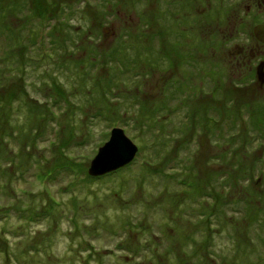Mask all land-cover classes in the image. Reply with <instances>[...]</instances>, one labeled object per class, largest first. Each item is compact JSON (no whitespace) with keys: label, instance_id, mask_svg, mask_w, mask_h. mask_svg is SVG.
I'll return each mask as SVG.
<instances>
[{"label":"rangeland","instance_id":"rangeland-1","mask_svg":"<svg viewBox=\"0 0 264 264\" xmlns=\"http://www.w3.org/2000/svg\"><path fill=\"white\" fill-rule=\"evenodd\" d=\"M262 22L264 0H0V159L29 168L0 212L38 216L0 220V264H264ZM117 127L140 155L92 182Z\"/></svg>","mask_w":264,"mask_h":264},{"label":"trees","instance_id":"trees-1","mask_svg":"<svg viewBox=\"0 0 264 264\" xmlns=\"http://www.w3.org/2000/svg\"><path fill=\"white\" fill-rule=\"evenodd\" d=\"M263 23V22H262ZM258 24H261V23H258ZM257 25V24H256ZM42 49V48H41ZM46 52H47V50H45ZM50 52H53V47L49 50ZM59 53H61V52H59ZM49 56L50 57H48V59L49 58H51V60H50V62H48L47 63V65H42L38 70H37V72H41V74L39 75V77L40 78H43V79H45L44 77H43V75L42 74H44L45 76H48V75H50L53 71H55V70H58L57 72L58 73H62L61 71H66V69L65 68H62L61 69V71H60V69L58 68V65L57 64H59V59L58 60H56L55 58H52L53 56L51 55V54H49ZM52 56V57H51ZM37 58V57H36ZM29 63H28V66H27V68H26V70H22V73H21V75H23L24 76V74H25V76H24V79H26V78H28L29 77ZM70 71V70H69ZM68 71V72H69ZM35 74H37V73H35ZM22 76V77H23ZM22 77H20L19 79H21ZM18 79V80H19ZM20 82H21V80H19ZM19 85H20V90L19 91H17L15 94H13V95H11V100H14L16 103H20V100H16V99H23L24 97H27V93H26V91L24 90V88L22 87V85L19 83ZM2 105V103L0 102V106ZM19 105H22L23 107H26L27 109H28V115H29V101H25V102H21L20 104H17L16 105V107L14 108V119H15V117L17 116V112H18V106ZM116 115V114H115ZM121 115L122 116H125L126 114H124L123 112L121 113V112H118L117 113V116H111V118L109 119L110 121L112 120V122H114V125H115V122L116 121H118V123H121L122 122V120H121ZM110 117V116H109ZM116 118H118V119H116ZM135 119H136V117H135ZM134 119V120H135ZM121 120V121H120ZM189 122V121H188ZM188 122H181V125H179V129H182V125H189L188 124ZM122 124V123H121ZM229 124H231V121L230 120H227V121H225L223 124H222V127H221V129L224 131V136L223 137H221V140H223V141H225L226 140V137H228V131H227V129H228V127H229ZM124 127H127V128H129L128 126H129V124H124L123 125ZM182 126V127H181ZM219 126H221V123H219V124H217V129H216V131H215V133H216V135H218L217 134V131H218V129H219ZM222 131V132H223ZM218 133L220 134L221 133V131H218ZM6 141L11 145V142H14L15 141V138H8V139H6ZM6 147H7V145H6ZM191 152V151H190ZM140 155V154H139ZM139 155H137L136 156V158L139 156ZM136 158H135V160H136ZM10 160H11V157H10ZM10 160H8V158L7 157H4V159H0V176H2V180L0 181V188H1V190L3 191V190H5V189H8L11 185H13L14 187H16L17 185H18V183H16L18 180H23L24 179V177H26V176H28L29 175V168H25V170H24V172H22L21 170H19V169H16L15 168V170H14V173L13 174H9L10 173V171H9V168H10V165L11 166H13L14 165V163H12ZM20 160V163L21 164H23L24 162H25V157L23 156V154L21 155V158L19 159ZM135 160L133 161V162H135ZM131 165V164H130ZM130 165L129 166H127V167H125V168H129L130 167ZM53 177H54V175H52ZM12 177H14L16 180H13L12 179ZM96 179H98V178H89V180L90 181H94V180H96ZM212 197V196H211ZM13 198H16V194L13 196ZM208 198H209V195H208ZM213 198V197H212ZM214 199V198H213ZM221 202H224V201H221ZM227 204H224V205H220V207H222V206H226ZM236 206H238V205H236ZM7 207V209H5L4 211H2L4 214H1V212H0V220L1 219H10V217L13 215V217H14V219L16 218V220H18V221H23V222H27V221H30V222H32V221H34V218H38V216L37 215H35V216H33V215H29V219L26 217V213L25 212H18V211H15L16 210V208L15 207H13V204H12V200L10 201V203L6 206ZM236 210L241 214V209H240V207H236ZM227 211L229 212L230 211V209L229 208H227ZM41 213L42 214H45V211H41ZM38 214V213H37ZM244 214H246V213H244ZM244 214H243V217H244ZM39 215V217H41V216H46V215H41V214H38ZM235 215L237 216L238 214L237 213H235ZM203 216H204V214H203ZM13 219V218H12ZM26 224H28V226H29V223H26ZM216 224V223H215ZM257 226H260L259 224H257ZM136 229H137V231H144V228H143V223L137 228L136 227ZM214 231V235L215 234H217L216 233V227H214V229H213ZM257 231H259L258 229L256 230V232ZM254 234H256V236H257V239H258V242H260V237H263L264 236V233L262 232V231H259V232H257V233H254ZM154 237H156L155 235H154ZM144 241V240H143ZM145 242V241H144ZM248 245H252L251 243H248ZM253 246V245H252ZM149 248H151V246H147L146 248H144V250L146 249V250H148ZM127 250H128V248H127ZM129 251V250H128ZM149 252H151L150 250H148ZM127 252V251H126ZM138 255H141V254H138ZM264 256V252H261L260 253V257H263ZM153 258H155V255L153 254ZM141 259V258H140ZM139 259V260H140ZM251 264H261V263H259V262H256V261H252V263Z\"/></svg>","mask_w":264,"mask_h":264},{"label":"water","instance_id":"water-1","mask_svg":"<svg viewBox=\"0 0 264 264\" xmlns=\"http://www.w3.org/2000/svg\"><path fill=\"white\" fill-rule=\"evenodd\" d=\"M256 41L264 44V23L252 28ZM256 79L260 87L264 86V62L258 64L255 70ZM137 146L127 137L122 128H114L110 132L109 140L98 149L87 172L91 178L103 177L128 166L137 155Z\"/></svg>","mask_w":264,"mask_h":264},{"label":"bare ground","instance_id":"bare-ground-1","mask_svg":"<svg viewBox=\"0 0 264 264\" xmlns=\"http://www.w3.org/2000/svg\"><path fill=\"white\" fill-rule=\"evenodd\" d=\"M264 53V52H263ZM263 53H261V54H263Z\"/></svg>","mask_w":264,"mask_h":264},{"label":"flooded vegetation","instance_id":"flooded-vegetation-1","mask_svg":"<svg viewBox=\"0 0 264 264\" xmlns=\"http://www.w3.org/2000/svg\"><path fill=\"white\" fill-rule=\"evenodd\" d=\"M264 23V22H263ZM259 84V83H258ZM260 86V85H259Z\"/></svg>","mask_w":264,"mask_h":264}]
</instances>
